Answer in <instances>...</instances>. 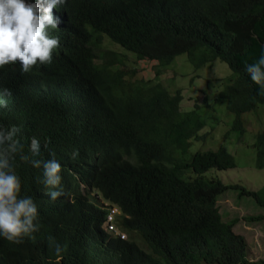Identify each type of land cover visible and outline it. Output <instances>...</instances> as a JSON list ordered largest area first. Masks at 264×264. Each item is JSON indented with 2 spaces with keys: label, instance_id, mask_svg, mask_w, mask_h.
I'll list each match as a JSON object with an SVG mask.
<instances>
[{
  "label": "trees",
  "instance_id": "trees-1",
  "mask_svg": "<svg viewBox=\"0 0 264 264\" xmlns=\"http://www.w3.org/2000/svg\"><path fill=\"white\" fill-rule=\"evenodd\" d=\"M52 12L60 23L50 34L60 46L51 64L27 73L19 62L0 68L7 100L0 123L18 125L25 145L35 136L38 158L55 153L64 194L51 200L38 183L42 169L15 161L41 227L17 243L0 238V264H252L238 219L224 220L218 197L234 188L264 206L262 190L207 178L237 162L224 146L191 153L207 138L206 121L181 109L182 89L132 80L120 53L108 49L98 63L97 50L108 38L163 67L182 53L196 68L227 62L234 74L216 101L234 114L241 139L243 116L264 105L245 71L264 51V0H65ZM253 138L255 167L264 169V126ZM109 206L121 210L116 224L125 238L109 236ZM49 236L66 251L56 255Z\"/></svg>",
  "mask_w": 264,
  "mask_h": 264
},
{
  "label": "rangeland",
  "instance_id": "rangeland-1",
  "mask_svg": "<svg viewBox=\"0 0 264 264\" xmlns=\"http://www.w3.org/2000/svg\"><path fill=\"white\" fill-rule=\"evenodd\" d=\"M111 49L120 53L122 68L128 71L129 78L141 80H161L169 90L181 88L183 111L197 110L205 119L206 125L201 133H206L205 140L194 141L191 153L202 150L226 147L234 156L237 166L230 169H211L206 177H217L226 184H239L250 190H262L264 196V169L255 167V148L253 133L264 126V105L243 116L244 125L248 127L243 137L232 129L234 114L226 104L216 101L228 78L234 71L229 64L217 59L203 68H196L186 53L179 54L167 66H160L157 60H139L132 51L125 50L105 38L102 48L98 49V63L104 60V53ZM223 82V83H222ZM239 189L230 188L218 197V203L225 221L238 219L236 232L244 235L249 244L252 264H264V219L249 220L247 217L264 216V206L247 195L241 196ZM109 236L112 232L108 231ZM205 264V263H204Z\"/></svg>",
  "mask_w": 264,
  "mask_h": 264
},
{
  "label": "clouds",
  "instance_id": "clouds-1",
  "mask_svg": "<svg viewBox=\"0 0 264 264\" xmlns=\"http://www.w3.org/2000/svg\"><path fill=\"white\" fill-rule=\"evenodd\" d=\"M64 3L65 0H0V68L19 62L20 71L27 73L38 64H51L53 51L60 46L59 37L50 34L60 23L52 9ZM245 71L259 86V94L264 95V51L255 62L245 66ZM4 95L11 93L4 89ZM5 107L7 100L0 96V108ZM21 131L18 125L0 123V238L13 243L24 237L34 238L41 227L34 199L21 195V180L15 169L17 159L42 169L38 183L44 185L51 200L64 194L62 166L55 153L51 152L49 159L38 158L41 142L33 136L25 145L20 139ZM78 156L79 150H74L72 158ZM48 242L56 255L67 249L54 237L49 236Z\"/></svg>",
  "mask_w": 264,
  "mask_h": 264
},
{
  "label": "built area",
  "instance_id": "built-area-1",
  "mask_svg": "<svg viewBox=\"0 0 264 264\" xmlns=\"http://www.w3.org/2000/svg\"><path fill=\"white\" fill-rule=\"evenodd\" d=\"M121 210L116 206H109V211L107 214L108 226L107 230L113 232L114 234L120 236L121 238H125L126 234L121 232L116 224L117 214H120Z\"/></svg>",
  "mask_w": 264,
  "mask_h": 264
},
{
  "label": "crops",
  "instance_id": "crops-1",
  "mask_svg": "<svg viewBox=\"0 0 264 264\" xmlns=\"http://www.w3.org/2000/svg\"><path fill=\"white\" fill-rule=\"evenodd\" d=\"M249 257H250V254H249Z\"/></svg>",
  "mask_w": 264,
  "mask_h": 264
}]
</instances>
